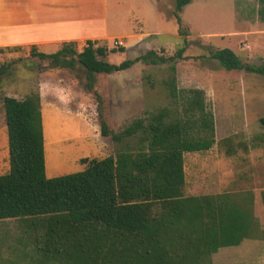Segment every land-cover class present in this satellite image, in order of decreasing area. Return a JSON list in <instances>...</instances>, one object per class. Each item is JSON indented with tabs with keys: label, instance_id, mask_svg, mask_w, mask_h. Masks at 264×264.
Instances as JSON below:
<instances>
[{
	"label": "trees",
	"instance_id": "trees-1",
	"mask_svg": "<svg viewBox=\"0 0 264 264\" xmlns=\"http://www.w3.org/2000/svg\"><path fill=\"white\" fill-rule=\"evenodd\" d=\"M191 1L175 0L174 16L180 25V13ZM258 1V18L264 23V0ZM179 35L184 37L183 46L173 56L152 50L118 65L103 58L109 52L124 53L125 48L109 51L93 41L80 53L74 43L51 55L32 48L30 56L59 67L80 64L90 89L96 74L123 72L138 62L172 64L170 95L184 99V112L190 115L169 122L171 111L165 109L148 124L140 119L118 134L102 121L103 137L121 143L140 136L139 148L102 160L83 159V171L48 178L39 94L24 100L4 98L10 171L0 175V222L15 219L36 232L42 230L34 240L39 257L46 259L42 264H206L220 248L260 238L264 190L242 198L230 193L185 196L184 153L210 150L215 127L204 93L179 92L176 87L175 63L187 60L189 44L185 31L180 29ZM12 51L0 49V54ZM210 58L228 72L246 70L264 76V63L245 65L229 48L212 52ZM10 67L1 65L0 77ZM261 124L264 127V118ZM193 129L202 136L195 137Z\"/></svg>",
	"mask_w": 264,
	"mask_h": 264
},
{
	"label": "rangeland",
	"instance_id": "rangeland-1",
	"mask_svg": "<svg viewBox=\"0 0 264 264\" xmlns=\"http://www.w3.org/2000/svg\"><path fill=\"white\" fill-rule=\"evenodd\" d=\"M119 3L120 9L114 13L116 27L111 33L114 39L97 44L109 51L126 49L124 53L109 52L103 60L110 64L135 60L152 50L173 56L183 46L180 29L187 33V60L175 63L176 87L179 92L195 89L204 93L207 111L213 115L215 144L208 151L184 153L185 196L230 193L242 198L250 192L264 190V127L261 124L264 76L246 70L228 72L210 58L212 52L229 48L245 65L264 63V23L258 18L259 1L192 0L180 13L181 25L174 16L175 0H119ZM122 34L135 36L123 39ZM115 41L122 45L114 46ZM85 46H75V49L80 53ZM31 50L16 47L12 52L0 54V66L11 64L7 75L0 77V175L10 171L5 97L24 100L39 94L47 108L48 178L83 171L86 168L83 159L102 160L116 157L128 148L133 151L139 148L140 136L121 143L103 137L102 121L118 134L140 119L148 124L152 116L165 109L171 111L169 122L190 117L184 112V99L174 100L170 95L167 83L173 76L172 64L138 62L123 72L96 74L90 89L86 70L80 64L59 67L50 60L30 56ZM192 132L195 137L202 136L197 129ZM259 222V235L264 237V222L260 218ZM24 225L22 221L10 220L0 222V229ZM42 232H36L35 236ZM17 241H12L11 250L0 245L3 264L6 259L15 264L46 261L39 257L33 240L26 248ZM223 248L206 264H224ZM38 258L42 262L36 261Z\"/></svg>",
	"mask_w": 264,
	"mask_h": 264
},
{
	"label": "crops",
	"instance_id": "crops-1",
	"mask_svg": "<svg viewBox=\"0 0 264 264\" xmlns=\"http://www.w3.org/2000/svg\"><path fill=\"white\" fill-rule=\"evenodd\" d=\"M119 7V0H0V49L35 48L40 53L51 55L69 43L83 47L88 41L97 44L110 41L114 39L111 35L113 27H116L114 13ZM134 36L122 34L120 38ZM41 111L46 157L47 108L43 102ZM6 139L9 152L8 135ZM10 220L15 219L4 221ZM14 234L18 236L14 238ZM35 235L36 230L27 224L17 229H0V245L11 250L12 241L18 240L26 248L35 240ZM223 250L224 264H264V237L245 239L239 246ZM24 257L25 254L22 261ZM6 260L9 263V259Z\"/></svg>",
	"mask_w": 264,
	"mask_h": 264
},
{
	"label": "built area",
	"instance_id": "built-area-1",
	"mask_svg": "<svg viewBox=\"0 0 264 264\" xmlns=\"http://www.w3.org/2000/svg\"><path fill=\"white\" fill-rule=\"evenodd\" d=\"M121 45H122V42H119V41H115V42H114V46H116V47H117V46H121Z\"/></svg>",
	"mask_w": 264,
	"mask_h": 264
}]
</instances>
